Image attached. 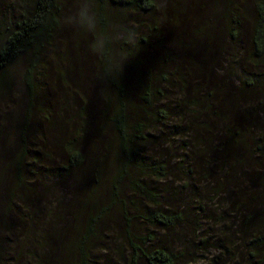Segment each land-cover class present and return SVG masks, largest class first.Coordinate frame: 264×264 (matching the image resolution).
I'll return each instance as SVG.
<instances>
[{
  "label": "trees",
  "instance_id": "obj_1",
  "mask_svg": "<svg viewBox=\"0 0 264 264\" xmlns=\"http://www.w3.org/2000/svg\"><path fill=\"white\" fill-rule=\"evenodd\" d=\"M21 7L0 28L9 264H180L190 220L197 264L201 218L264 264V0Z\"/></svg>",
  "mask_w": 264,
  "mask_h": 264
},
{
  "label": "rangeland",
  "instance_id": "obj_2",
  "mask_svg": "<svg viewBox=\"0 0 264 264\" xmlns=\"http://www.w3.org/2000/svg\"><path fill=\"white\" fill-rule=\"evenodd\" d=\"M78 8V2L72 1L71 8ZM22 9L21 7V0H0V28L3 26L4 23H11L14 17H18ZM113 15L117 17H121L122 13L116 10H112ZM15 18V19H16ZM10 19V20H9ZM18 84V83H17ZM15 84V86H17ZM1 100V99H0ZM7 111L4 102L3 105L0 107V138L3 134L2 131L5 127L4 125V118L7 116ZM14 130V125L11 127ZM1 202V201H0ZM199 205V204H194ZM207 209L209 211V215H215L216 211L218 210V207L214 204L207 203ZM190 212V211H189ZM212 213V214H211ZM220 213V212H218ZM217 217V216H214ZM202 222L200 225L204 226V229L202 233L205 235L208 243L204 245L206 249L203 251L197 253L198 263L197 264H241L242 261H248L247 253L245 252L244 248L241 247L238 248L239 244L237 243H229L226 245V249L233 252V254H229L235 258L234 261L231 259V257L228 256V254H223L224 252H221L220 250L216 249L215 246L219 247V243H227L228 239L231 237L229 236L227 229L225 231V225L226 223H223L221 225L218 224V226H215L214 221H209L206 218H201ZM188 225H186L182 231H186L185 234H183L184 237H187L183 243L175 242L173 239L170 240V242L167 243V245H174L179 250V253L182 252L185 254L194 255L196 253L197 248H189L188 247V241L190 239H193L192 236V228L193 223L190 220L187 222ZM5 232L0 233V264H9L7 261V255L6 253H12L14 250V247H7V243L5 242L4 238ZM230 244H233L230 246ZM212 246V247H211ZM220 248V247H219ZM185 255L182 262L180 264H196L192 262L193 256Z\"/></svg>",
  "mask_w": 264,
  "mask_h": 264
}]
</instances>
